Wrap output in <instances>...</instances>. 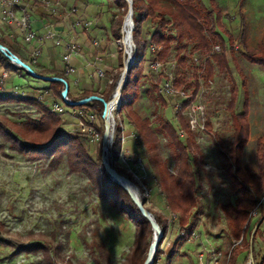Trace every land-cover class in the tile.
Wrapping results in <instances>:
<instances>
[{
  "label": "rangeland",
  "instance_id": "rangeland-1",
  "mask_svg": "<svg viewBox=\"0 0 264 264\" xmlns=\"http://www.w3.org/2000/svg\"><path fill=\"white\" fill-rule=\"evenodd\" d=\"M61 1L66 6L77 7L79 18L92 23L88 28H77L69 19L66 23L62 20V9L61 16L52 18L56 28L60 29L58 35L61 40L75 36L81 43L80 54L73 59L76 64L72 63L76 71L73 74L65 73L73 94L69 99H77L84 90L103 96L111 90L112 84L116 89L124 74L127 49L123 37L117 39L113 34L112 26L123 16L124 23L127 12H123L115 2L117 0ZM195 3L199 8L208 10L207 18L213 19V23L215 18H221L214 26L227 44L225 60L229 66L221 67L216 60H212L214 54L222 52L218 41L207 50H200L196 39L173 41L166 59L160 60V68L154 70L146 64L142 71L134 72V80L129 86L132 100L129 105L121 111H114L119 100L112 105L111 115L115 116L116 127L113 139L108 141L106 155L108 159L114 160L115 169L137 188L140 199L145 201L144 205L155 221L160 222L157 223L162 231L163 217L168 220L167 235L158 244L161 253L156 264H201V260L205 263L226 264L229 251L241 246L243 236H246L247 242L254 238L252 252L247 249L241 253L237 264H256L264 256V221L258 230L255 222L264 218V212L251 219L253 209L249 206L251 211L246 219L249 226L245 223L248 228L238 237L230 224L229 207L244 200L248 192L257 201L262 197L250 188L249 181L246 182L243 176L248 177L249 170L257 174L260 171L257 166V144L260 138L264 140V65L250 61L241 50L240 31L242 27L245 28V38L242 39L245 40V50L263 56L264 0H195ZM38 15L34 14V18H39ZM202 18H205L204 13ZM157 27V22L151 20L143 24L142 37L148 46L146 58L149 60L153 57L149 48L152 43L150 37ZM124 28L128 30L127 23L125 26L122 24L118 33L123 35ZM13 30L14 49L20 47L21 56L34 70L44 69V61L41 64L39 58L43 56L47 40L37 46L28 44L22 41L20 35H16V28L13 27ZM170 30L175 34L174 28ZM228 32L232 34L231 41ZM94 40L99 41L98 46ZM60 49L63 55V49ZM134 52L136 57L133 41L132 54ZM181 57L183 61H179ZM207 59L213 65L211 75L205 68ZM60 62V70L66 72L64 62ZM0 69L6 70L1 63ZM13 73L10 75L9 72L10 81L5 92L13 98L0 100V235L2 239L12 242L0 244V264H131V257L138 250L137 226L139 224L143 229V225L121 213L113 202L107 200L101 188L95 184V173L93 175L92 171H88L87 159H91L101 173L104 119L98 113L100 108L95 105L91 110L66 104V112H55L52 105L60 98H55L56 93L50 81L36 78L27 70L19 69ZM164 78L177 83L183 81L181 86L188 96L196 92L193 103L204 105L197 127L191 128L198 148L197 160L193 163L195 183L192 185L199 198L182 220L180 213L174 210L181 224L188 219V227L184 230L187 237L178 241L174 252V244L184 231H181L179 217L170 212L156 185L162 180L163 169H169L173 176L178 172L180 151L175 139L168 133L167 125L171 124L179 130L174 102L184 99L178 95H161L160 84ZM244 110L249 132L244 133L240 142H234L233 118ZM132 111L148 121L149 130L156 135L157 149L150 152L148 143L138 148L135 141L125 139L122 143L121 139V151L114 159L111 148L118 133L117 126L122 123L125 133L136 129L134 123H130L134 121L133 115H129ZM191 111L188 108L183 115L188 123ZM48 112L60 118L57 130L77 134V156L81 161L85 160L86 172L71 171L66 154L34 157L30 153L20 152L19 147L8 138L5 128L25 129L26 120H41L48 116ZM90 114L96 117L91 124L96 134L81 131L80 121L88 122ZM24 138L28 143L33 141V135H28V132ZM52 139L42 137L39 141L41 145H46ZM139 153L140 158L137 157ZM190 155L193 160V151H190ZM152 177L156 178L155 182ZM142 182L151 184L152 196L146 197ZM151 230H148L150 237L146 257L157 237ZM36 243L47 249L35 252L22 250L14 255L17 246ZM170 253L173 257L167 261ZM46 255L51 256L52 263L46 260Z\"/></svg>",
  "mask_w": 264,
  "mask_h": 264
},
{
  "label": "trees",
  "instance_id": "trees-1",
  "mask_svg": "<svg viewBox=\"0 0 264 264\" xmlns=\"http://www.w3.org/2000/svg\"><path fill=\"white\" fill-rule=\"evenodd\" d=\"M133 1V21L135 24V28L133 31V41L136 46V57L135 61L133 62L131 68L128 71L127 74V81L125 82L122 90H121V107L119 111L123 110L126 106L129 105V103L132 101L130 96L131 93L129 92V86L131 82L134 80V72L141 70L142 67L146 64H151L154 60H165L169 48L171 47V44L173 41L177 39H196L198 40V48L200 50H207L211 44L215 42H219L222 46V52L219 54H214L212 60H216L218 64L222 67V65H226V68L228 63L226 64V49L227 44L222 37L220 33H218L215 29L214 24L216 25L218 21H221L220 17L215 18V22L213 23V19L207 18L209 14H207L208 10H203L202 8H199L195 0H132ZM21 2L27 6L32 21L35 17L34 14L38 13L39 15L37 17L42 18L43 21L46 20H52L53 16L51 13L44 9L41 6V0H21ZM118 6H121V9L126 14L128 10V4L125 0H117L115 1ZM63 3V2H62ZM64 5V4H63ZM66 6V5H65ZM37 11V12H36ZM203 11V12H202ZM205 14V18H202V14ZM124 16L121 17V20H116L112 26L113 34L117 39H121L124 37L121 33H118V30L120 31V28L123 24ZM151 20L153 22H157V29L153 32V34L150 37V40L152 43L158 45L161 47L160 51L153 55L152 59L149 60L146 58L147 53V43L143 39V24L145 21ZM175 29V34L172 33L170 28ZM118 33V34H116ZM228 38L229 41H231L232 34L228 32ZM242 35V37H241ZM240 43H241V50L245 52V55L250 61H254V63L262 64L264 65V55L261 56L260 54L256 53H249L245 50V40L242 41L243 38H245V28L242 27L240 31ZM217 42V43H218ZM0 44L3 46L8 47V49L16 54L18 53L11 47H9L5 40L0 36ZM124 44L127 46V48L130 50L128 45L124 42ZM219 46V45H218ZM231 48V47H230ZM222 55V56H221ZM179 61H183V58L181 57ZM0 63L1 65L10 72L11 74H14L13 72L15 70H25V68L18 66L16 63L12 62L5 54H3L0 51ZM31 64V63H30ZM205 68L208 70L209 75L212 74L213 65L211 60L207 59ZM35 71L42 76H49V77H58L61 80H54L50 81V85L55 90L56 93L55 98L63 99V90L65 88V83L63 81H66L68 85H70V82L67 79V76L65 72L62 70L57 69H49L44 68L42 70H36ZM30 74V73H29ZM165 79V78H164ZM12 80V79H11ZM10 80L7 81V84ZM6 84V86H7ZM175 84L178 87L182 88L183 81L179 80L177 83L175 81ZM111 90H109L106 94H104L102 97L105 101H108L114 91V84L110 87ZM196 94V92H194ZM193 94V95H194ZM93 95H99L95 93L94 91L84 90L81 92V95L77 97V99H72L73 101H79L81 99L87 98L89 96ZM164 96L163 94H161ZM192 95V99L193 98ZM68 97H72L73 94L71 92V88L69 86ZM195 96V95H194ZM3 98H13L12 95H1L0 100ZM18 98V97H17ZM28 100V99H27ZM25 100V101H27ZM190 101L185 103V106L187 107L189 105ZM247 103V101H245ZM97 105L98 108H100L99 114L101 116L103 115L104 111V104L99 100H92L91 102H87L82 105H74L70 104L72 107H81V108H87L91 109ZM44 109V108H43ZM46 110V109H44ZM49 113V112H48ZM129 115H133L134 121H130L131 124L134 125L136 129L132 130L137 133V144L138 148L144 146L145 144H149V151L153 152L157 149L155 142H156V135L149 130L148 128V121L146 119H141L134 111L129 112ZM179 116V130H176L171 124L167 125L168 133L170 136H172L176 141V146L178 150L180 151L179 154V167L178 172L176 176L171 175L169 172V169H163V175L162 180L156 185V189H159L162 195L164 196L167 207L170 209L171 213L177 214L174 210L178 211L182 217L187 215L188 211L196 205L197 199L199 198L198 193L196 192V189L193 187L192 184H194L195 180V173H194V165L193 163L197 160V144L195 141V138L193 137V132L190 128L189 123L185 120L184 116L182 114H177ZM246 111L244 110L242 113L235 114L233 118L234 123V142H240V139L242 136H244V133H248V122L246 120ZM59 117L57 118L53 114L49 113L48 116H45L41 120H35L33 118H30L24 122L25 129H20L17 127V129L12 130L9 128H5L6 133L9 135V139H11L16 146L19 147L20 152H26L27 154L30 153L34 157H51L52 155H55L57 157L60 153L66 154L67 156V163L70 166L71 171H87V167L85 165V160L81 161L80 158L77 156V151L79 147L76 145V141H78L77 134H71L66 132H61L57 130L58 124H59ZM5 126V125H4ZM132 126V125H131ZM208 126H210V123H208ZM118 133L116 135L114 144L111 148L113 158L116 159L121 151V129L120 126H117ZM104 129V128H103ZM55 130V131H54ZM183 130L184 135L180 136L179 132ZM28 132L29 134L33 135V141L27 142L24 138V135ZM104 134V130L102 132V135ZM177 136V137H176ZM42 137L51 138L53 137L52 141L49 144L41 145L39 139ZM129 141H134L133 138L129 137ZM264 140L259 139L257 144V166L259 168V173H251V171H248V177L246 178L243 176L244 180L249 181L247 182L256 193L260 194L261 196L264 195ZM239 144L236 146V149L238 148ZM190 151H193V160L190 155ZM196 152V153H195ZM233 153L234 150H231ZM57 155V156H56ZM138 158L141 157V153L138 154ZM111 166L115 167L114 160L108 159ZM238 160V158H237ZM101 161V156H100ZM88 171H92L93 175L95 173V184L98 186V188H101V192L103 196L114 203L115 207L123 214H127L129 217H132V219L137 220L138 223H141L143 225V229H141L140 225L138 224V230L136 233V239L138 241V247L137 252H135L131 259L133 261L131 264H143L146 259V251L148 247V240L150 237L149 231H152V225L151 223L143 216L142 212L138 208V206L134 203L129 193L116 182V180L113 179V177L106 171L104 165L100 164V170L101 173L97 170L98 167L94 164V161L92 162L91 159H87ZM194 182V183H193ZM239 182V181H238ZM145 204V201L142 200ZM257 204V200L254 199V195L252 197V194L248 192V195L246 198L242 201H239L236 206H230L231 214H230V224L232 225L233 232L240 237L241 232L245 230V228H248V224L246 223L247 216L251 209H253ZM191 206V207H190ZM251 207V209L249 208ZM178 216V214H177ZM179 217V216H178ZM164 224H163V232L164 236L162 240L167 235V224L168 220L167 218H164ZM181 220L179 217V221L181 224ZM264 221V218L261 217L260 219L255 222L256 230L259 229L262 222ZM160 223L159 221H157ZM248 225L246 227V224ZM188 219L185 221H182V224L180 225L181 231H184L186 227H188ZM161 225V224H160ZM2 228V227H0ZM1 230V229H0ZM186 233L179 236L176 243L173 247V252L176 250L177 243L181 239H186ZM253 239L250 240V242H247L246 236H243L242 244L237 249L233 248L231 251H229L228 260L226 264H237L238 257L247 249H251L253 245ZM6 243L10 244L12 243L9 240H4L1 238L0 235V244ZM47 249L42 244H30L28 246H17L14 255L21 253L22 250H25V252H35L38 250ZM159 245L157 247L156 253H155V261L159 258L160 250ZM173 257V254L170 253V256L167 257V261H170ZM46 260L49 261V263H52V259L50 255H46ZM261 263L256 264H263L264 263V256L262 257ZM71 264V263H70Z\"/></svg>",
  "mask_w": 264,
  "mask_h": 264
},
{
  "label": "built area",
  "instance_id": "built-area-1",
  "mask_svg": "<svg viewBox=\"0 0 264 264\" xmlns=\"http://www.w3.org/2000/svg\"><path fill=\"white\" fill-rule=\"evenodd\" d=\"M0 6L2 8V11L0 13V36L4 33V28L5 26H10V27H14L17 29V34L20 35V37L22 38V40L28 44H35L37 45H41L42 43H44V41L46 39H53L55 42V45L57 46H61L63 48V55H62V61L65 64V73L67 74H73L76 71V66H74L72 63L73 59L76 56H79L80 51H81V43L78 39H76L75 36H72L70 39L68 40H61L60 36L58 35V29L56 28L54 22L52 20H46L43 21L42 24V28L44 29V33H37L33 28H32V17L31 14L27 8L26 5H24L21 0H0ZM41 6L48 10L51 15L53 17H58L61 16L60 11L62 9V16L64 18H62L63 21L66 22V20H70V23L73 26H76L77 28L81 27V28H88L91 27L92 23L88 22V21H83L81 18H79V14H78V8L75 6H70L67 7L65 5H63L61 0H41ZM64 8V9H63ZM133 18V16H132ZM67 23V22H66ZM94 44L95 45H99V41L98 40H94ZM6 47V46H5ZM218 48L220 46H217ZM8 48V47H6ZM149 48L152 52L153 55H156L161 48H159V46H157L154 43H151L149 45ZM127 52V50H125ZM133 48H131V52L128 53V57H127V61H129L130 66L133 64V62L135 61V52L132 54ZM39 54V52H38ZM126 61V62H127ZM126 65V63H125ZM151 68L154 70H157L158 68H160L162 66V63L160 62V60H154L151 64H150ZM103 72H101L100 74H102ZM123 79V75L122 78ZM9 80V72L4 70V69H0V96L4 95L5 92L7 91L6 89V84L7 81ZM127 81V75H124V79L123 82H121L122 85L125 84V82ZM115 93V91H114ZM113 93V95H114ZM160 93L163 94L165 97H174L176 95L180 96L181 98H183V101H176L174 102V109L176 114H182L184 115L186 112V110L188 108H191V112H190V118H189V125L190 128H196L197 127V121L198 118L200 116V114H203L204 112V105L203 104H194L192 99V95L188 96L187 93L185 92L184 89L179 88L176 84L175 81L172 82L171 80H169L168 78H165L164 81L162 82V84H160ZM112 95V97H113ZM111 97V98H112ZM110 98V99H111ZM109 99V100H110ZM119 105L117 106V108L114 110H119L121 107V95H120V100H119ZM190 101L189 105L186 107L185 103ZM72 102V100L69 99L68 96H64L63 95V99H59L58 101H56L55 103H53L52 105V110L58 113H64L65 111V106L66 104H70ZM113 111V113H114ZM117 117L119 118V115H117ZM83 119V118H82ZM176 119L179 122V116L177 115ZM88 122H85V120L80 121V125H81V131L82 133H94L96 134V130H93V127L91 126V124L96 120V117L94 114H90V116H88ZM116 120H115V116L113 115V124H112V129H111V138L110 140L113 139L114 136V132H115V127H116ZM121 127V139H122V143L123 141H126L125 139H128L129 137L133 138L134 141H137V133L135 131H131L128 133H125L124 130V125L121 123L120 125ZM180 136L184 135V131L181 130L179 132ZM137 143V142H136ZM153 178V177H152ZM156 181V178H153V182ZM143 192L145 191L146 193V197H150L152 196V186L151 184H143ZM261 212H264V195L262 197H260L257 201L256 206L253 208V210L250 213V218H256L258 217ZM241 241H239L238 244H240ZM157 247L154 250L153 256H152V261L150 264H156V260L155 261V253H156ZM201 264H213V263H208V262H204L203 260H201Z\"/></svg>",
  "mask_w": 264,
  "mask_h": 264
},
{
  "label": "water",
  "instance_id": "water-1",
  "mask_svg": "<svg viewBox=\"0 0 264 264\" xmlns=\"http://www.w3.org/2000/svg\"><path fill=\"white\" fill-rule=\"evenodd\" d=\"M125 1L128 4V11H127L125 20L127 18H130V22L132 24V31H133L135 28V24H134V21L132 18V16H133V1L132 0H125ZM124 23H125V21H124ZM124 23H123V26H124ZM0 51L3 54H5L12 62L16 63L18 66L25 68V70H27L32 76H34L36 78H41V79H44L47 81L61 80L58 77H49V76L39 75L34 70V68H32L28 63L23 61L19 56H17L13 52H11L8 48L3 46L2 44H0ZM130 67L131 66L129 64V61H127L125 68H124L123 79H124V75L128 74ZM123 79H120V81L118 82L117 87L115 89V93H114L113 97L108 101H105L102 96L93 95V96H89L87 98L81 99L79 101H72L70 104L82 105V104H85V103L90 102L92 100H99L104 104V111H103L104 134H103V138H102L101 161H102V164L104 165L106 171L113 177L114 180H116V182L118 184H120L129 193V195L131 196L134 203L138 206V208L142 212L143 216L151 223L154 232L157 234V237L154 238L153 243L151 244V246L149 248L146 260L143 263V264H150L152 261V256H153L154 250L157 247V245L159 244L160 240L163 238L164 232L162 231V229L160 228L158 223L155 221L151 212L145 207L144 202L140 199L138 192L132 188V182L128 178H126L124 175H122L120 172H118L114 167L111 166V164L107 158V155H106V151L108 148V141L110 140L111 129H112V123H111L110 118H109L110 105L115 100L116 97H120L121 90L123 87L121 82H123ZM63 82L65 83L63 95L66 96L68 93L69 85L66 81H63ZM251 252H252V248H251Z\"/></svg>",
  "mask_w": 264,
  "mask_h": 264
},
{
  "label": "crops",
  "instance_id": "crops-1",
  "mask_svg": "<svg viewBox=\"0 0 264 264\" xmlns=\"http://www.w3.org/2000/svg\"><path fill=\"white\" fill-rule=\"evenodd\" d=\"M67 7H70V6H67ZM2 11V8L0 6V13ZM34 20L32 21V28L37 32V33H44V29L42 28V24H43V19L42 18H33ZM64 28V27H62ZM62 28H61V31H62ZM13 27L10 28V26H5L4 28V33L1 35V37L7 42L6 44L11 47L12 49H14L15 47H13V44H15V41H14V35H13ZM60 30V29H58ZM16 32V31H15ZM16 35L19 36L16 32ZM63 38V37H62ZM20 38H18L19 40ZM46 48L45 50L42 51V58H39L40 60V63L42 64L41 61H44L43 64H45V68H49V69H57V70H60V66H61V60H62V50L60 48L62 47H55L54 44V40L53 39H46ZM23 41V40H22ZM24 42V41H23ZM20 47H18L16 50L19 57L25 61V62H28L26 61V59H24L21 55V53L19 52L20 50ZM63 49V48H62ZM15 50V49H14ZM15 50V51H16ZM22 52V51H21ZM25 53V52H23ZM29 57V55H26ZM49 58V59H48ZM43 59V60H42ZM76 60H73V63H75ZM76 64V63H75ZM79 75V74H78ZM8 85V84H7ZM8 90H11L10 88ZM99 96H102L101 94H99ZM261 263V262H259ZM264 264V263H263Z\"/></svg>",
  "mask_w": 264,
  "mask_h": 264
},
{
  "label": "bare ground",
  "instance_id": "bare-ground-1",
  "mask_svg": "<svg viewBox=\"0 0 264 264\" xmlns=\"http://www.w3.org/2000/svg\"><path fill=\"white\" fill-rule=\"evenodd\" d=\"M125 23H127V29L128 30H126V28H124V32H123V36H124V33L126 32V35L124 36L125 37V40H124V37H123V43L125 42L127 45H128V47L130 48V50L127 48V46L125 45V47H126V49H127V52L128 53H130L131 52V48H133V31H132V24H131V22H130V18H127L126 20H125ZM125 23H124V26H125ZM118 100H120V97H116L115 98V100L111 103V105H110V112H109V118H110V116H112V118H110L112 121H113V115H111V111H112V105L114 104V102H117ZM132 188L133 189H135L136 191H137V188L132 184ZM138 192V191H137Z\"/></svg>",
  "mask_w": 264,
  "mask_h": 264
}]
</instances>
